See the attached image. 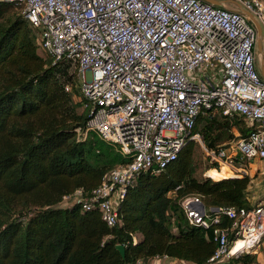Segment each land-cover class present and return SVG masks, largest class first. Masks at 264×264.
I'll use <instances>...</instances> for the list:
<instances>
[{"label": "built area", "instance_id": "1", "mask_svg": "<svg viewBox=\"0 0 264 264\" xmlns=\"http://www.w3.org/2000/svg\"><path fill=\"white\" fill-rule=\"evenodd\" d=\"M217 1L242 7L259 23L262 56L257 28L228 5L203 0H0L20 8L54 64H71L82 109L90 114L79 136L94 133L130 159L108 172L88 198L77 190L64 197L61 207L80 203L84 211L97 209L108 227L118 226L113 199L119 206L141 174H159L174 163L197 118L209 110L238 116L251 128L244 138L234 128L235 138L214 149L199 135L192 138L200 142L210 171L228 168L234 177H249L251 164L264 161V0ZM180 206L189 224L206 230L216 244L208 264L258 254L264 241V200L251 209L208 208L199 196H187ZM169 259L156 256L151 264Z\"/></svg>", "mask_w": 264, "mask_h": 264}, {"label": "trees", "instance_id": "2", "mask_svg": "<svg viewBox=\"0 0 264 264\" xmlns=\"http://www.w3.org/2000/svg\"><path fill=\"white\" fill-rule=\"evenodd\" d=\"M83 104L71 64H54L20 8L0 2V264H151L156 256L208 264L216 244L189 224L180 200L199 196L208 208L258 204L250 177L222 179L215 171L216 181L199 178L197 149L204 151L192 138L214 149L235 138L234 128L242 138L251 128L238 116L201 113L178 159L159 174L138 177L118 206L119 225L110 228L97 209L61 207L77 190L88 198L130 160L94 133L79 136L90 118ZM229 264L263 263L244 254Z\"/></svg>", "mask_w": 264, "mask_h": 264}, {"label": "rangeland", "instance_id": "3", "mask_svg": "<svg viewBox=\"0 0 264 264\" xmlns=\"http://www.w3.org/2000/svg\"><path fill=\"white\" fill-rule=\"evenodd\" d=\"M199 148L200 147H198V149H197L198 150L197 151V153H198L197 154V164H199L198 177L201 178V177L210 176L212 178H215V176H216V172L215 171L209 172V174L207 176V172H208L207 169L208 168L204 164V159H203L205 154L202 153V150L199 149ZM258 162H259L258 163L259 165L257 167H254V166L252 167V169H251L252 171L250 172L251 176H249L251 178V180L254 181L253 184H252V186H253L252 190H254V193H255V190L257 191V194L256 195L254 194L257 197L255 201L253 200L254 204H258L259 202L264 200V175H261V173L264 172V162H262V161H258ZM206 163H207V161H206ZM236 175H239V174H236ZM228 177L229 176H226L225 178L227 179ZM225 178H222V179H225ZM233 178H235V177H233ZM212 180H214V179H212ZM214 181H216V180H214ZM255 185H257V187H258L257 189H255ZM112 202H113L115 207H118V203L115 202L114 199H113ZM258 253H259V255H257L258 257L264 258V241L262 242L260 248L258 249ZM167 262L173 263L174 261L170 260V261H167ZM176 264H181V263L176 262Z\"/></svg>", "mask_w": 264, "mask_h": 264}, {"label": "water", "instance_id": "4", "mask_svg": "<svg viewBox=\"0 0 264 264\" xmlns=\"http://www.w3.org/2000/svg\"><path fill=\"white\" fill-rule=\"evenodd\" d=\"M205 2H208L212 5H215V6H224V5H227L229 3H232V2H221V1H217V0H203ZM240 11L247 17L250 18V20L252 21V23L255 25V27L257 28L258 30V34H259V40H258V51L259 53L261 54V56L263 55V41H262V29H261V26L259 25V23L254 19V17L246 12L242 7L238 6ZM261 75L262 77L264 78V65H263V60L261 62ZM117 251L120 253V255L122 256L123 259L126 258V251H125V248L124 246L122 245H118L116 247Z\"/></svg>", "mask_w": 264, "mask_h": 264}, {"label": "crops", "instance_id": "5", "mask_svg": "<svg viewBox=\"0 0 264 264\" xmlns=\"http://www.w3.org/2000/svg\"><path fill=\"white\" fill-rule=\"evenodd\" d=\"M228 6V8H230V9H233V8H238L239 9V7H238V5H236V4H234V3H229V4H227ZM262 162H264V161H262ZM259 162H255V163H253V164H251V167H250V170L252 169V167L254 166V167H257L259 164H258ZM252 171V170H251ZM223 176H227V174H222ZM261 175H264V172H262L261 173ZM229 178V177H228ZM230 178H233V177H230ZM226 179V178H225ZM253 180H252V182H251V184H253ZM252 188H253V186L251 185V192H252V196H251V200L253 201H255L256 200V194H257V191L255 190V193H254V190H252ZM258 187H257V185H255V189H257ZM262 193V192H261ZM255 194V195H254ZM256 255H259V253L258 254H256ZM258 259H259V261L260 262H262L263 264H264V258H260V257H258ZM174 261L173 263H169V262H167V261ZM176 262H179V261H176V260H174V259H169V260H164V261H159V262H155L156 264H176ZM155 263H153V264H155ZM179 263H181V264H192V263H188V262H184V261H181V262H179Z\"/></svg>", "mask_w": 264, "mask_h": 264}, {"label": "bare ground", "instance_id": "6", "mask_svg": "<svg viewBox=\"0 0 264 264\" xmlns=\"http://www.w3.org/2000/svg\"><path fill=\"white\" fill-rule=\"evenodd\" d=\"M212 171H215V170H212ZM211 172V171H210ZM218 172L219 174H227V176L229 177H234V174L233 172H231L228 168H224V170L222 172H219V171H216ZM209 174V173H208ZM215 180V179H214Z\"/></svg>", "mask_w": 264, "mask_h": 264}]
</instances>
